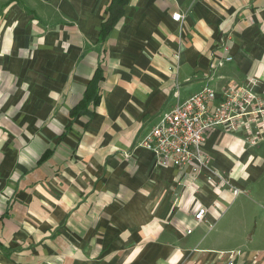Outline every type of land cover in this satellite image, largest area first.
Returning <instances> with one entry per match:
<instances>
[{
	"label": "crops",
	"instance_id": "obj_1",
	"mask_svg": "<svg viewBox=\"0 0 264 264\" xmlns=\"http://www.w3.org/2000/svg\"><path fill=\"white\" fill-rule=\"evenodd\" d=\"M110 1L0 0V264H224L235 250L204 236L231 187L264 175L251 150L264 140L208 131L210 170L230 187L161 168L138 143L206 86L264 100V0H128L102 40ZM99 67V104L71 118Z\"/></svg>",
	"mask_w": 264,
	"mask_h": 264
},
{
	"label": "built area",
	"instance_id": "obj_2",
	"mask_svg": "<svg viewBox=\"0 0 264 264\" xmlns=\"http://www.w3.org/2000/svg\"><path fill=\"white\" fill-rule=\"evenodd\" d=\"M174 14V21H181ZM223 52L226 49L223 48ZM232 61L224 57L218 63ZM223 127L232 134H242L244 144L257 146L264 140V100L246 87H227L217 91L206 86L183 103L176 104L159 118L157 124L141 139L138 147L152 153L161 168H189L194 178L217 187H230L228 181L210 170L209 158L204 152L208 131ZM232 195L240 191L231 187ZM206 209L198 208L193 216L196 225L206 224ZM208 230L213 228L208 224ZM187 234L191 231L187 230ZM226 257L224 264H235L239 252L220 253Z\"/></svg>",
	"mask_w": 264,
	"mask_h": 264
},
{
	"label": "rangeland",
	"instance_id": "obj_3",
	"mask_svg": "<svg viewBox=\"0 0 264 264\" xmlns=\"http://www.w3.org/2000/svg\"><path fill=\"white\" fill-rule=\"evenodd\" d=\"M251 150L264 160V142ZM224 210L222 220L204 236V244L239 251L248 258L247 264L254 256L260 259L264 255V175L250 182ZM242 259L238 264L243 263Z\"/></svg>",
	"mask_w": 264,
	"mask_h": 264
},
{
	"label": "trees",
	"instance_id": "obj_4",
	"mask_svg": "<svg viewBox=\"0 0 264 264\" xmlns=\"http://www.w3.org/2000/svg\"><path fill=\"white\" fill-rule=\"evenodd\" d=\"M128 0H111L108 7V17L102 23L100 38L103 40L123 16V11ZM102 69L99 67L89 83L81 101L70 111V117L74 118L79 112L87 110L89 107L95 108L100 102L99 85L103 81Z\"/></svg>",
	"mask_w": 264,
	"mask_h": 264
}]
</instances>
